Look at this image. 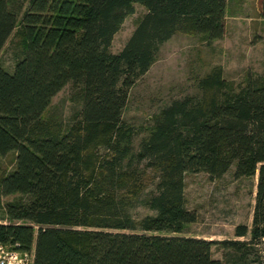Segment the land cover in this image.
I'll list each match as a JSON object with an SVG mask.
<instances>
[{
	"label": "trees",
	"instance_id": "trees-1",
	"mask_svg": "<svg viewBox=\"0 0 264 264\" xmlns=\"http://www.w3.org/2000/svg\"><path fill=\"white\" fill-rule=\"evenodd\" d=\"M140 4L147 12L117 53L113 39ZM227 0H0V53L11 35L20 47L13 70L0 64V155L16 153L0 177L5 203L0 244L35 248L34 264H227L213 246L232 249L248 264L264 242V81L239 91L213 68L199 81L201 96L173 99L141 128L124 119L131 89L178 33L209 41L225 33ZM261 16L264 18V0ZM69 83L81 109L64 127L44 114ZM156 174L145 204L132 217L128 202L143 193L140 165ZM255 177L247 240L186 236L197 221L185 179ZM253 264H264L258 257Z\"/></svg>",
	"mask_w": 264,
	"mask_h": 264
},
{
	"label": "rangeland",
	"instance_id": "rangeland-1",
	"mask_svg": "<svg viewBox=\"0 0 264 264\" xmlns=\"http://www.w3.org/2000/svg\"><path fill=\"white\" fill-rule=\"evenodd\" d=\"M224 36L209 41L201 35L178 33L165 42L150 70L131 89L124 111V119L141 128L135 139L138 147L140 137L145 135V125L151 122L153 114L173 99L186 96H201L199 81L213 68L223 69V79L234 90L239 91L247 80L264 81V18L261 16L262 0H227ZM147 9L135 4V12L126 17L122 28L115 35L111 50L119 52L134 32L139 19ZM20 47L19 36L14 32L0 53V64L13 70ZM82 100L71 83L66 85L53 99L44 114L62 127L70 122L81 109ZM16 153L0 155V177L15 168ZM143 193L132 198L126 210L138 219L154 212L144 203L146 193L154 189L156 174L140 165ZM235 166L220 178L198 172L186 175L185 198L189 209L197 213V221L188 225L186 236H195L214 241L247 240L237 237L236 227H251L258 177L234 176ZM18 196L0 195V222L5 219V203ZM246 263L264 259V242L252 245ZM213 256L227 264L239 262L238 255L222 245L213 246Z\"/></svg>",
	"mask_w": 264,
	"mask_h": 264
},
{
	"label": "built area",
	"instance_id": "built-area-1",
	"mask_svg": "<svg viewBox=\"0 0 264 264\" xmlns=\"http://www.w3.org/2000/svg\"><path fill=\"white\" fill-rule=\"evenodd\" d=\"M19 244H0V264H34L35 248L22 250Z\"/></svg>",
	"mask_w": 264,
	"mask_h": 264
}]
</instances>
